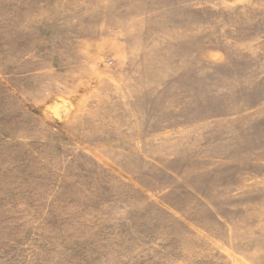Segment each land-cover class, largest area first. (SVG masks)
<instances>
[{
    "label": "rangeland",
    "instance_id": "obj_1",
    "mask_svg": "<svg viewBox=\"0 0 264 264\" xmlns=\"http://www.w3.org/2000/svg\"><path fill=\"white\" fill-rule=\"evenodd\" d=\"M0 264H264V0H0Z\"/></svg>",
    "mask_w": 264,
    "mask_h": 264
}]
</instances>
